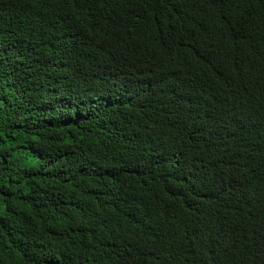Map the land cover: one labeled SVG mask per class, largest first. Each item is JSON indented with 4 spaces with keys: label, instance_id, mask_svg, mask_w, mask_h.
I'll return each instance as SVG.
<instances>
[{
    "label": "trees",
    "instance_id": "trees-1",
    "mask_svg": "<svg viewBox=\"0 0 264 264\" xmlns=\"http://www.w3.org/2000/svg\"><path fill=\"white\" fill-rule=\"evenodd\" d=\"M0 264H264V0H0Z\"/></svg>",
    "mask_w": 264,
    "mask_h": 264
}]
</instances>
